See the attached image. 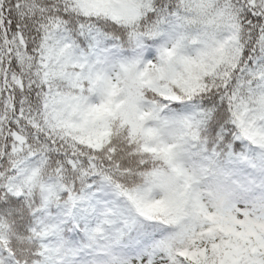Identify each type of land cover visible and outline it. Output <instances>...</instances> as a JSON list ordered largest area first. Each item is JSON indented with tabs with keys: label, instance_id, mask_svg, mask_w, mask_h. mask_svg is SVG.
Wrapping results in <instances>:
<instances>
[{
	"label": "snow or ice",
	"instance_id": "snow-or-ice-1",
	"mask_svg": "<svg viewBox=\"0 0 264 264\" xmlns=\"http://www.w3.org/2000/svg\"><path fill=\"white\" fill-rule=\"evenodd\" d=\"M0 264H264V0H0Z\"/></svg>",
	"mask_w": 264,
	"mask_h": 264
}]
</instances>
